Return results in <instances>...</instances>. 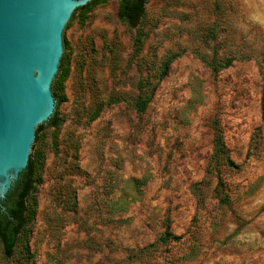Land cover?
<instances>
[{
    "label": "rangeland",
    "instance_id": "obj_1",
    "mask_svg": "<svg viewBox=\"0 0 264 264\" xmlns=\"http://www.w3.org/2000/svg\"><path fill=\"white\" fill-rule=\"evenodd\" d=\"M118 9L69 29L59 126L41 132L31 217L0 264H264V0H147L135 29ZM140 80L157 82L143 111ZM216 122L237 167L210 174ZM167 229L183 239L162 243Z\"/></svg>",
    "mask_w": 264,
    "mask_h": 264
},
{
    "label": "water",
    "instance_id": "obj_2",
    "mask_svg": "<svg viewBox=\"0 0 264 264\" xmlns=\"http://www.w3.org/2000/svg\"><path fill=\"white\" fill-rule=\"evenodd\" d=\"M91 1L0 0V200L41 143L36 130L56 108L52 90L64 50L69 58L71 16Z\"/></svg>",
    "mask_w": 264,
    "mask_h": 264
},
{
    "label": "trees",
    "instance_id": "obj_3",
    "mask_svg": "<svg viewBox=\"0 0 264 264\" xmlns=\"http://www.w3.org/2000/svg\"><path fill=\"white\" fill-rule=\"evenodd\" d=\"M109 0H92L84 6L77 7L72 16V20L75 15L79 12L81 18H85L86 15L98 4L105 3ZM147 0H119L118 16L124 21L128 27L135 29L141 23L146 10ZM70 22V21H69ZM67 23L66 28L69 27L70 23ZM134 43L138 46L141 43V35L136 34L134 37ZM67 42H64V49L67 47ZM177 55H168L162 62L159 71L157 72L158 78L164 77L169 69L170 64L176 58ZM233 61V58L229 57L225 60H213L212 68L218 70L219 67L229 66ZM69 75V61L65 58V50L61 58L59 70L56 74L53 92L56 99V108L53 115L48 121L39 124L36 130V139L39 138V133L43 132L46 127H58L59 126V106L63 100L59 91L62 90L63 83ZM156 83L149 81L140 80L138 84L139 94L134 103L137 110L143 111L148 106L152 92L156 87ZM262 111L264 117V95L262 101ZM99 114L97 111L94 114V118ZM40 158V151L34 153V157H29V162L26 167L15 179L6 194L1 199L2 205L5 209L0 207V241L2 243L3 254L6 258L13 256L14 249L16 247L18 238L24 232L27 227V223L31 217V210L29 209V201L35 191V171L37 162ZM237 167L236 163L230 156L229 148L227 147L222 128L218 122L214 125V137H213V152L209 163V173L219 174L224 168ZM219 185L221 189H218V194L221 197V201L229 199L230 194L227 192L228 183L223 178L220 179ZM183 236L176 235L167 229L161 236L160 240L162 243H168L170 241H181ZM28 250V247H27Z\"/></svg>",
    "mask_w": 264,
    "mask_h": 264
}]
</instances>
